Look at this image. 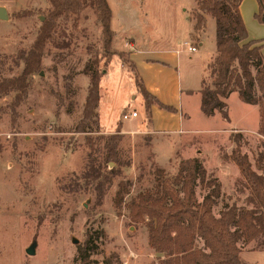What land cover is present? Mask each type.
I'll list each match as a JSON object with an SVG mask.
<instances>
[{
  "label": "rangeland",
  "instance_id": "374dc122",
  "mask_svg": "<svg viewBox=\"0 0 264 264\" xmlns=\"http://www.w3.org/2000/svg\"><path fill=\"white\" fill-rule=\"evenodd\" d=\"M107 1L111 7L112 47L118 49L124 42L131 41L132 36L122 40L118 35L115 39L116 31L119 34L127 31L135 35L138 44L144 39L153 49L175 46L182 50L179 63L172 69L179 73L184 87H188L190 80L194 82L192 96L185 98L190 116L184 127L195 131L186 132L187 137L182 140H174L173 155L168 154L167 144L154 145L155 134L148 132L151 120L145 105L141 104L144 97L136 85L132 89L128 84L126 68L131 77L134 72L127 60L129 51L124 50L123 57L114 56L117 63L112 61L104 77L107 91L115 80L123 85L115 93L114 102L109 105L108 97L105 99L102 111H107L108 107L110 123L92 124L89 133L76 132L90 79L82 69L91 57L88 48H92L93 53L101 48L102 28L90 6L81 13L77 29L72 26L73 17H61L56 36L68 45L47 43L41 70L30 77L27 98L18 108L17 122H12L10 113H0V264H75L78 244L84 242L88 231L100 229L105 230L107 237L103 252L94 258L101 263L112 252L119 254V264L157 261L161 254L150 246L146 224L132 222L128 209L123 208L118 213L115 207L118 182L123 179L132 182L128 200L153 185L156 166L174 175L180 161L190 157L198 156L208 174L222 184L223 196L215 207L217 215L226 203L250 207L246 200L249 192L239 168L223 154L231 152L234 146L233 132L242 131V151L248 153L256 168V157L264 144V135L258 133L259 107L242 101L235 91L226 99L230 120L219 110L212 117L206 116L201 109L200 93H197L203 78L212 80L207 63L217 55L215 18L208 15L204 39L198 41L203 33L199 38L188 37L192 30L188 16L192 18L196 0ZM0 6H5L10 13L9 19H0V56L5 62L0 75L16 76L24 63L16 66L11 57L34 43L50 5L47 0H0ZM185 40L189 44H196L194 41L198 44L204 41V44L190 54ZM69 74L73 78L67 77ZM80 74L83 75L76 81ZM55 92L62 95L61 101ZM10 100V96L1 99L0 105ZM132 110L138 111L140 117L124 119L123 114ZM142 121L147 131L141 129ZM118 124L122 133L120 162L110 163L109 168L116 167L120 173L105 186L104 197L97 201L98 190L85 184L90 151L85 136L90 134L97 141L100 148L97 160L104 162L106 138L116 133ZM34 241L36 251L30 255L27 248ZM242 257L251 264H264V238L262 243L244 246Z\"/></svg>",
  "mask_w": 264,
  "mask_h": 264
},
{
  "label": "trees",
  "instance_id": "16d2710c",
  "mask_svg": "<svg viewBox=\"0 0 264 264\" xmlns=\"http://www.w3.org/2000/svg\"><path fill=\"white\" fill-rule=\"evenodd\" d=\"M50 5L46 19L42 21L39 33L29 48L20 49L11 59L13 64L24 63L16 76L0 75V100L11 97L9 103L0 105V113H10L12 122L19 118V106L27 98L30 90V77L40 72L44 49L48 42L57 46H67L56 36L61 17H73L72 26L80 25L81 13L91 7L101 24V48L92 51L82 72L90 77L88 94L83 114L75 127L79 133H89L92 124L100 126L97 108L101 100V83L108 72L114 56L125 55L124 50L112 47L111 7L107 0H47ZM242 0H196L192 19L195 21L192 36L199 38L207 29V16L216 20L217 55L208 64L211 81L203 78L200 87L201 109L206 116H213L219 110L230 120L229 104L226 99L238 92L246 103L258 105L260 126L258 133L264 135V56L263 42L249 39V33L241 14ZM256 17L264 22V0H259ZM200 41V39H199ZM125 58V57H124ZM133 80L144 97V107L148 119L152 116V106L176 112L177 108L159 100L144 85L130 59ZM5 62L0 56V74ZM67 77L73 78L72 75ZM58 100L62 95L55 92ZM122 127V125H120ZM101 139L104 136L100 137ZM121 128L106 138L104 144L105 161L97 160L100 150L97 141L86 134L89 146V162L84 173L88 188L98 190L97 201L104 197L105 186L112 183L120 170L109 168L110 163L119 164V143ZM234 146L227 156L228 161L237 165L249 194V206L226 203L218 215L215 207L223 196L222 184L218 178L210 176L203 161L190 157L180 161L178 170L169 175L165 168L156 166L154 183L127 200L132 182L120 180L114 196V204L121 213L128 209L132 222L145 223L148 228L150 246L161 254L150 264H251L242 257L243 247L253 242L262 243L264 238V144L256 157L255 166L247 152L242 151L244 135L242 131L232 134ZM264 143V142H263ZM104 229L88 231L83 243L78 244L75 264L121 263L117 252L105 257L103 263L94 258L103 252L106 240ZM255 249L257 246H254ZM261 248V247H260Z\"/></svg>",
  "mask_w": 264,
  "mask_h": 264
},
{
  "label": "crops",
  "instance_id": "0c3cea01",
  "mask_svg": "<svg viewBox=\"0 0 264 264\" xmlns=\"http://www.w3.org/2000/svg\"><path fill=\"white\" fill-rule=\"evenodd\" d=\"M240 10L249 33V39L260 40V42H263L264 44V22L260 21L256 17V14L259 12V0H242L240 4ZM188 18L189 21L192 23V30L188 32V37L191 39V34L194 30L195 21L192 18H190V16H188ZM208 20L209 18L207 16V27H208ZM111 24H112V20H111ZM118 35L122 40H126L127 37L132 36L130 37L132 38L130 42H124V45H121L122 47L118 49L129 51V59L135 63L136 69L140 74L146 88L165 104L173 105L177 108L176 112H172L161 108L157 104H154L152 106V116L150 119L151 130L148 131L149 133L155 134V136L152 138V140H155L154 145L167 144L169 146L167 148L169 149L168 154L173 155L176 150L174 140H180V139L182 140V138L187 137L184 135L186 132L195 131L193 129H186V127H184L188 123L190 116L189 107L185 102V98L192 96L194 92V87L192 85L194 84V82L193 80H190L189 85H187L188 87H184L183 80L180 77L179 73L177 74V72L174 69H172V66H174V64L179 63L182 50L180 48H176L175 46L172 47L171 49H162V50L153 49L152 45H150L149 42L148 43H146V41L144 42V39L142 40L143 43L138 44L135 35H132V33H129L127 31H120V34L119 32L116 31V38H115L116 40ZM203 37H204V32L201 35L200 40L204 39ZM194 42H196L198 48L199 45L204 44V41L201 42L200 44H198L197 41ZM185 45H188L187 49L189 50V53L190 54L193 53V51L189 49V46L191 44H189L187 40H185ZM216 51H217V44H216ZM262 53L264 56V46L262 48ZM113 61L117 63L115 57L113 58ZM175 61L176 63H172ZM209 63L210 62L207 63V67ZM114 67L116 66H113V68ZM122 67L125 66L123 65ZM175 68L176 70H178L176 66ZM126 70H127L126 76L128 79V84L130 88L135 89V83L129 72L130 70H128L127 68ZM81 75L83 74L78 75L75 80L77 81L78 80L77 78H79ZM104 77L101 83V89H100L101 100L97 108V111L99 114V120L101 125H108V123H110L108 107H107V111L105 112L102 111L104 107L103 105L105 103V99H107L108 97L109 105L111 104V102H114V100L116 99L115 93L119 92V90L122 89L123 85L121 81L115 80L114 82H112L111 86H109V89L107 91ZM201 82L202 81H200V87H201ZM195 83H197V81ZM89 84H90V79L87 85L88 88H89ZM200 87L198 88L197 93H200L199 91ZM184 91L185 94H183ZM87 94H88V89L86 91V94H84L85 96L83 99L84 102L86 100ZM177 99H180V101L177 102L176 101ZM200 99H201V93H200ZM141 104L144 105V100H141ZM138 117H140L139 112L137 118ZM141 123H142L141 126H143V121ZM141 129L147 131L146 125L143 126ZM155 153L157 154L156 149H155Z\"/></svg>",
  "mask_w": 264,
  "mask_h": 264
},
{
  "label": "water",
  "instance_id": "95a60500",
  "mask_svg": "<svg viewBox=\"0 0 264 264\" xmlns=\"http://www.w3.org/2000/svg\"><path fill=\"white\" fill-rule=\"evenodd\" d=\"M10 17V13L8 11V9L5 7V6H0V19L2 20H7L9 19ZM44 19V17L42 18ZM73 241L75 243H78V239L74 238ZM36 245H37V242L34 241L28 248H27V253L30 254V255H33L35 254V251H36Z\"/></svg>",
  "mask_w": 264,
  "mask_h": 264
},
{
  "label": "built area",
  "instance_id": "2783aa9c",
  "mask_svg": "<svg viewBox=\"0 0 264 264\" xmlns=\"http://www.w3.org/2000/svg\"><path fill=\"white\" fill-rule=\"evenodd\" d=\"M189 49L194 52V51H197L198 46H197V44L196 45L195 44H191L189 46ZM137 116H138V112L136 110H132L130 112H127V113H124L123 114V118L124 119L132 118V117H137Z\"/></svg>",
  "mask_w": 264,
  "mask_h": 264
}]
</instances>
